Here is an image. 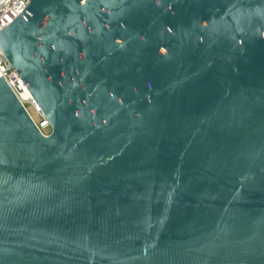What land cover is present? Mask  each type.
I'll return each mask as SVG.
<instances>
[{
  "label": "water",
  "instance_id": "obj_1",
  "mask_svg": "<svg viewBox=\"0 0 264 264\" xmlns=\"http://www.w3.org/2000/svg\"><path fill=\"white\" fill-rule=\"evenodd\" d=\"M0 50V264H264V0H29Z\"/></svg>",
  "mask_w": 264,
  "mask_h": 264
},
{
  "label": "built area",
  "instance_id": "obj_2",
  "mask_svg": "<svg viewBox=\"0 0 264 264\" xmlns=\"http://www.w3.org/2000/svg\"><path fill=\"white\" fill-rule=\"evenodd\" d=\"M29 0H0V31L6 28L27 6ZM0 77H2L11 92L20 101L30 118L43 135H48L50 128L47 119L31 95L23 98L28 91L11 66L5 60L0 50ZM48 130V132H46ZM44 132H46L44 134Z\"/></svg>",
  "mask_w": 264,
  "mask_h": 264
},
{
  "label": "bare ground",
  "instance_id": "obj_3",
  "mask_svg": "<svg viewBox=\"0 0 264 264\" xmlns=\"http://www.w3.org/2000/svg\"><path fill=\"white\" fill-rule=\"evenodd\" d=\"M28 95H30V93L28 91H26L25 94L22 95L23 98H28Z\"/></svg>",
  "mask_w": 264,
  "mask_h": 264
},
{
  "label": "rangeland",
  "instance_id": "obj_4",
  "mask_svg": "<svg viewBox=\"0 0 264 264\" xmlns=\"http://www.w3.org/2000/svg\"><path fill=\"white\" fill-rule=\"evenodd\" d=\"M46 132H48V130H47ZM46 132H44V134H45Z\"/></svg>",
  "mask_w": 264,
  "mask_h": 264
}]
</instances>
